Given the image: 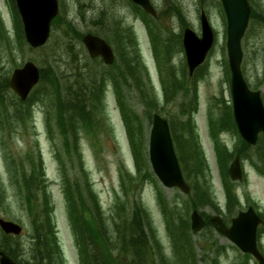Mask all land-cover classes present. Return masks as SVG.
<instances>
[{
    "label": "rangeland",
    "instance_id": "1",
    "mask_svg": "<svg viewBox=\"0 0 264 264\" xmlns=\"http://www.w3.org/2000/svg\"><path fill=\"white\" fill-rule=\"evenodd\" d=\"M152 1L159 11L156 20L159 21L163 29L162 34L165 36L172 33L171 37L174 40L171 49L173 53L172 55L169 54L166 68L172 66L177 75L180 78L182 77L181 79H178L179 77L172 79L173 81L176 80V84L171 87L173 93L171 98H175L174 94L180 90L179 82L182 79L184 80L186 72L188 73V68L185 67V53L182 52L178 40V36L183 33V25L179 15L183 17L188 27L200 35V14L204 10L214 29L215 45L207 57L205 67L197 71L204 73L203 78L196 83L200 106L195 120L199 136L196 137L195 128L185 130L179 127L177 138L179 143L178 152L185 158L184 164L188 165L189 170L195 169L197 162H201V158L204 157L203 149H205L211 163L212 169L211 172L210 170L208 172L211 195L199 174L191 173L190 179H188L194 184H199L209 200H204L202 204H199L200 207L210 205L201 208L200 211L213 217L217 215L214 210V208H217L224 214L227 209H231L230 203L234 199V194L231 188L224 186L229 192V202L228 196L222 190L214 159L215 142L210 136L209 129L211 110L214 116L221 117L225 114L221 108L231 104V85L226 49L227 24L219 0ZM252 7L255 9L254 17L250 20L242 41L244 52L242 68L248 84L251 85L252 89L260 90L264 99V22L261 20V18H264V0H254ZM109 11H112L113 15L119 19L117 22L122 25L125 31L124 42L122 43H126L127 46L124 51L119 49L118 46L121 44L118 42H109L115 52L116 60L127 58V60H124V66L126 67L131 65L132 57L138 59L141 63L138 69H142L141 72L145 74V80L146 78L150 79L148 84L151 83L152 91L155 90L157 97L164 102L163 70L160 68L155 55L148 27L140 16L134 14L131 6L125 0H59L61 19L52 27L51 38L48 43L39 49H33L24 39L22 41L18 39V30L13 22L15 15L11 6L8 0H0V15L2 14L3 17L0 16V28H3L2 31L0 29V82L8 81L14 70L22 67L27 61L35 62L40 69L52 67L57 72L58 78L65 83L73 78L78 69L86 65L94 70L102 68L103 61L100 59L97 60L98 63L92 62L85 46L76 37L74 29L73 32L65 30V25L67 23L68 26L76 28L81 36L92 33L107 39L106 36L116 35L117 30L114 28L113 33L108 35L101 27L102 24L96 25L97 23L94 22L100 14L105 13V17L100 16V19L103 20V23L108 21V25L111 26L108 20L111 15L106 16ZM112 12L110 13L112 14ZM159 47L156 53L161 59L163 45ZM166 68L165 71H167ZM109 71L115 73L116 68H111ZM181 87L187 90L186 85L183 87L181 84ZM105 89L101 127L99 126L93 134H88L84 128L76 130L78 133H76V138H73V140L75 143L77 141L78 152L66 151L64 137L57 127V116L59 114L57 99L53 103L51 97L42 91L38 92L36 90L31 94L37 97L38 101L31 105H29V102L27 105L29 118L26 119L24 125H20L14 118L9 117V129L5 130L0 117V218L16 222L23 227L20 236L9 235V242H12L18 249L17 258L23 261L30 260L31 264H37L35 259L37 245L36 218L38 216L39 221L46 219L45 214L43 218L41 215L44 211L45 201L42 192H38L36 194L37 199L33 201L34 208H31L28 199L31 195L30 188L25 185L24 178L32 176L29 175L31 170H35L37 176H40L39 167L42 166L43 176L38 178L37 184L47 185L46 197L50 205L51 202H54L50 222L55 225L57 230V240L63 264H83L81 263L80 252L70 222V213L63 184L65 177L71 185H80L79 189L83 196H86L85 182L90 181L92 183L101 206V214L98 219L99 221L103 220L112 229L109 228L110 232L113 231V220H119L117 205L119 203L124 204L127 213V209H131L132 204L139 203L142 212H148L150 222L155 227L157 238L151 234L148 239L155 247L164 251L162 263L166 264V260L168 261L167 264H196L193 258L189 256L185 259V253L178 252L181 243H183V238L179 239L178 246H176L172 234L175 237H182L184 230L177 228L168 231L160 208L157 188L151 182L153 180L150 177L146 178L151 181L142 182L140 180L143 177V172H147L145 176L149 174L153 176L148 151L152 121L150 122L146 115V111L150 112L151 110H149L145 101L141 99L142 96H138L128 85L121 90L110 82ZM8 92L7 103L20 106L14 93L11 90ZM123 94H125V98ZM30 97L24 102L27 103ZM178 101L175 100L171 104L164 103L165 107H162V113L159 114L169 120V112L176 111L173 109L178 108ZM123 107L129 110L131 108L133 112L137 113L136 117L141 119L142 122V136L144 138L142 139H146L144 152L150 166L149 169H151L147 171L148 166L143 167L140 175L135 174V159L128 138V128L122 114ZM10 112H12V109ZM14 114L15 111L13 110ZM68 126L72 127V124ZM49 129L52 130L53 137H51ZM221 139L231 150H234L237 145V137L232 132L224 131ZM70 144L72 143L70 142ZM263 148L264 142L259 141L255 146L244 148L242 156L240 155L244 181L236 183V187L237 194L244 206L243 209H246L250 201H253L264 212V174L260 172V169L264 172ZM60 160H62L63 165ZM230 160L228 159L227 162L229 163ZM85 173H88L89 177ZM220 176L223 179L222 174ZM162 188L169 200L179 202L178 214L180 211L181 216L189 217L193 210L187 209L190 208V203H188L189 200L186 195L176 188L168 189L163 186ZM35 208H37V213ZM0 233L6 235L1 227ZM194 236V239L200 242L199 245L194 246L198 264H244L243 253L215 230H203L201 234ZM260 237V245L264 251V235L261 233ZM205 241L213 242L212 248L207 246ZM110 249H114L113 256L116 257L118 253L116 246ZM203 254H205V257ZM203 257L204 259H202ZM247 261L246 264H257L254 259H248Z\"/></svg>",
    "mask_w": 264,
    "mask_h": 264
},
{
    "label": "trees",
    "instance_id": "2",
    "mask_svg": "<svg viewBox=\"0 0 264 264\" xmlns=\"http://www.w3.org/2000/svg\"><path fill=\"white\" fill-rule=\"evenodd\" d=\"M101 17L104 18L103 16ZM94 23H97L96 25H103V20L100 19L99 16ZM101 27L105 30L104 26ZM66 30H69L68 27ZM21 32L20 25V34ZM74 33L81 42L82 36L79 31L76 29L74 30ZM106 37L110 42H118L121 44L122 47L121 45L118 46L121 51H124V48L127 46L126 43H122L124 42L123 37L121 39V35L119 33ZM124 60H127V58H118L114 66L105 67L103 65L102 68L100 67V69L95 70L91 69L89 65H86L81 69H78L73 75V78L69 79L67 83L62 82L58 78L57 72L52 67L47 69L44 67L42 68L41 82L37 91H42L47 96L51 97L53 103H55V100L57 99V107L59 110V114L57 116V127L59 128L61 135L64 137L63 139L65 140L66 151L78 152L77 141L75 143L73 140V138H76V133H78V131H76L77 129L84 128L88 134H93L96 130H98V127L101 125V113L103 110L104 95L106 92L105 88L110 82H112L116 88L121 90L124 89V86L128 85L131 90H134L137 93L138 96L141 95V99L145 101L149 110H151L150 112L146 111L147 118L150 122L152 121L154 112H162V106L159 103L157 95L154 94L152 88L145 83V74L141 72L142 69H138L141 64L140 61L132 57L131 65L125 67ZM92 62L98 63L97 60H93ZM111 68H116L115 73L109 71ZM203 76L204 73L199 71L197 79L203 78ZM170 79L171 80H166L167 86L164 81L165 104L172 100L171 96L173 93L171 92V87L173 84H176V80L173 81L172 78ZM43 84L45 85L43 86ZM181 84L183 87L186 85L187 87L185 88L187 90H184L181 87ZM189 84V81L181 80L179 82L180 90L176 92L175 95L176 97L179 96L182 98L181 105L179 103L178 108L173 109L176 111L169 112L171 130L178 151V128L181 127L185 130H189L192 128V121L193 125L196 127L192 114L198 107L197 90L195 86L191 88ZM8 91L9 87L7 81L0 82V117L3 121V128L5 130L9 129V117L14 118L17 123H20V125H24L26 119L29 118L27 105L29 102V105H31L32 103L38 101V98L30 99L27 103L18 100L20 106H16L12 103L6 102V98L9 95L7 94ZM187 94L193 95L190 98V96H186ZM123 97L125 98V94H123ZM11 109L12 112H10ZM13 110L15 111L14 115ZM224 113L223 117H212L213 120H211V125L215 134L217 131H223V129L231 127L235 128L231 111L225 110ZM122 114L128 128V138L135 159L136 173L140 175L143 167L148 166L147 171L150 170L144 152L146 139L143 140L144 138L142 136V122L141 119L136 117L137 113L133 112L131 108L129 110L123 107ZM71 124L72 127L68 126ZM49 133L51 137H53L51 129H49ZM195 135L197 137L196 131ZM70 142L72 144H70ZM221 148L222 149H219V151L223 150V147ZM224 154L228 160L229 154ZM179 158L183 164L182 167L185 176L188 178L191 173L199 174L206 187H208V192L211 195L208 173L210 166L208 162H206L205 158L201 159V162H197V166L193 170H189L188 165L184 164L185 158H183L181 154H179ZM60 161L62 164V160ZM203 164H205V166H203ZM221 164L223 182L226 186H228L226 176L227 161L224 160ZM39 171V173H41L40 176H37L35 170H31L29 175L32 176L24 178L25 185L30 188L31 195L28 199L30 201L31 208H34L33 201L34 199H37L36 194L38 192H42L45 201L44 211L41 215L43 218L45 214L46 219H41L43 221H39V217L37 216L36 218L35 234L37 235V245L35 248V259L37 260V263L46 261L48 264H63L54 231L55 225L50 222V214L54 210L53 203L51 202L50 205L49 200L46 197L47 185L44 186V184H37L38 178H42L43 176L42 166L39 167ZM146 174L147 172H143V177L141 178L151 177L150 174L145 176ZM85 175L89 177L88 173H85ZM64 183L70 219L75 230L76 243L78 249L80 250L81 261L83 264H126V262L127 264H163L162 251L158 247H154L149 243L148 236L151 234L155 235L154 230L148 215L142 212L143 210L139 204H133L131 213L128 215L125 212L126 206L124 204L119 203L117 205L119 220L114 219L112 223L113 232L115 233L114 237L112 235V231L110 232L109 230L110 227L106 225L103 220L99 221L98 219L101 214V206L99 204L97 194L93 189L92 183L90 181H86L84 184L86 196H83V193H81L79 184L72 186L66 177L64 178ZM194 185L196 190L195 197L202 194L200 200V204H202L203 201L208 200V198L206 197L205 192L202 191L199 184ZM194 201L193 205L197 208ZM161 204L162 206H167V203L162 197ZM38 211L41 212L40 209H38ZM35 212L37 213V208H35ZM146 229H148L149 232H146ZM113 246H116V249L118 250L116 257L113 256L114 249H110ZM0 250L5 252L19 264H31L30 260L23 261L17 258L16 254L18 249L12 244V242H9V236L4 235L3 233H0Z\"/></svg>",
    "mask_w": 264,
    "mask_h": 264
},
{
    "label": "water",
    "instance_id": "3",
    "mask_svg": "<svg viewBox=\"0 0 264 264\" xmlns=\"http://www.w3.org/2000/svg\"><path fill=\"white\" fill-rule=\"evenodd\" d=\"M143 8L155 14L149 0H134ZM227 19V52L232 73V96L234 117L241 135L251 144L257 142L259 132H264V106L260 91H251L244 79L241 63L243 51L241 40L248 26L251 13L247 0H220ZM23 19L25 35L29 44L38 48L44 45L50 35V24L58 13L57 0H16ZM214 32L205 16L202 15V36L199 37L191 29H186L183 39L190 74L206 59L214 43ZM91 57L102 56L107 64L114 61L111 47L100 37L88 34L83 38ZM39 70L32 62L15 70L9 81L10 87L22 98L26 99L31 89L38 83ZM149 158L151 166L166 187H180L189 192V186L183 178L178 159L171 139L167 120L159 115L154 116L149 142ZM233 180L242 179V169L237 158L230 168ZM193 227L200 230L204 222L194 213ZM217 229L237 244L243 251L254 254L264 264V259L256 247V232L260 218L253 210L241 213L232 221L228 229L220 218L213 219ZM0 226L7 234L20 235L22 227L12 221L0 219ZM0 264H18L7 254L0 251Z\"/></svg>",
    "mask_w": 264,
    "mask_h": 264
},
{
    "label": "flooded vegetation",
    "instance_id": "4",
    "mask_svg": "<svg viewBox=\"0 0 264 264\" xmlns=\"http://www.w3.org/2000/svg\"><path fill=\"white\" fill-rule=\"evenodd\" d=\"M126 2H128V4H129V2H130V0H125ZM132 6H134L133 4H132ZM132 8V10H133V7H131ZM1 17H2V14L0 15ZM3 18V17H2Z\"/></svg>",
    "mask_w": 264,
    "mask_h": 264
}]
</instances>
